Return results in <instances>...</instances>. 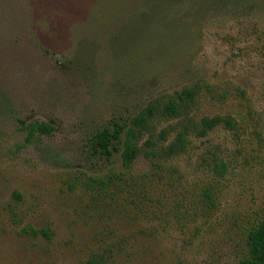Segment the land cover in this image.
I'll list each match as a JSON object with an SVG mask.
<instances>
[{"label":"rangeland","instance_id":"rangeland-1","mask_svg":"<svg viewBox=\"0 0 264 264\" xmlns=\"http://www.w3.org/2000/svg\"><path fill=\"white\" fill-rule=\"evenodd\" d=\"M144 2L0 0V264H241L264 213V0L181 3L177 21L139 19ZM183 89L194 106L153 119L129 170L121 147L88 152ZM216 116L233 127L160 153ZM16 119L55 130L24 147Z\"/></svg>","mask_w":264,"mask_h":264},{"label":"trees","instance_id":"trees-1","mask_svg":"<svg viewBox=\"0 0 264 264\" xmlns=\"http://www.w3.org/2000/svg\"><path fill=\"white\" fill-rule=\"evenodd\" d=\"M197 2V11L203 10L204 6H212L213 3H207L210 0H145L139 7L142 12L139 13V19L146 21H177L173 16V6L181 3L194 4ZM203 3V4H202ZM193 11V10H192ZM195 11V13H197ZM179 19V18H178ZM198 91L195 89H183L175 95V98H169L166 102L153 101L147 104L140 112L128 120L116 121L102 126L95 130L88 138V152L93 157L108 159L112 154L120 150L121 165L124 169L129 170L135 159L140 154L139 142L142 134L150 129L153 119L155 118H177L184 112H188L194 104ZM18 130L23 133L22 146L39 143L43 137H49L55 128L52 122L31 121L24 122L16 119ZM225 124L229 128L233 127V121L230 118L214 117L202 118L199 124L184 125L177 133L173 142L160 149L164 157L178 155L186 150L187 136L193 131L198 137L205 136L209 131L218 125ZM163 136V132L161 133ZM147 152L153 153L155 142L148 138L145 141ZM220 172L225 170V165L217 166ZM19 198L18 194H15ZM38 231H32L36 234ZM44 232V231H40ZM45 233V232H44ZM246 252L240 260L241 264H264V213L262 218L251 227L246 234ZM88 264H101L98 261L89 260ZM103 264V263H102Z\"/></svg>","mask_w":264,"mask_h":264}]
</instances>
